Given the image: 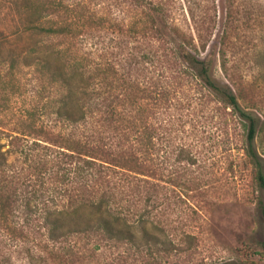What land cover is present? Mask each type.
I'll list each match as a JSON object with an SVG mask.
<instances>
[{
    "label": "trees",
    "instance_id": "16d2710c",
    "mask_svg": "<svg viewBox=\"0 0 264 264\" xmlns=\"http://www.w3.org/2000/svg\"><path fill=\"white\" fill-rule=\"evenodd\" d=\"M128 2L142 10L140 17H106L64 0L14 3L19 22L14 36L23 43L8 48L0 42V91L16 88V68L24 63L34 66L43 90L54 92L48 103L18 120L20 129L0 126V237L15 241L30 264H76L104 254H111L106 264H129L133 258L163 264L165 255L192 250L193 234L177 239L170 233L164 221L168 207L155 214L164 204L158 193L165 139L159 115L172 106L185 80L198 82L246 122V154L264 189L253 145L259 121L229 85L214 78L215 58L163 21L160 5ZM124 4L119 0L115 6ZM150 11L162 22L144 21ZM57 15L62 17L52 20ZM101 28L109 33L100 35ZM148 33L159 43L157 50L140 55L126 50L124 38ZM168 56L178 62L172 63L173 73L171 61H163ZM219 56L227 63L225 51ZM3 63H11L5 72ZM45 114L51 124L43 122ZM179 149L177 160L194 164L189 148Z\"/></svg>",
    "mask_w": 264,
    "mask_h": 264
},
{
    "label": "rangeland",
    "instance_id": "374dc122",
    "mask_svg": "<svg viewBox=\"0 0 264 264\" xmlns=\"http://www.w3.org/2000/svg\"><path fill=\"white\" fill-rule=\"evenodd\" d=\"M21 1L10 0L9 9L1 7L5 0H0V42L8 48L23 43V39L14 36L19 22L13 8L15 2L20 4ZM64 1L85 4L106 17L129 19L135 13L139 17L142 14V10L135 11L128 0H122L125 2L122 7L115 6L119 0ZM148 1L160 5L163 21L193 37L199 49L205 47L204 55L212 54L217 62L214 78L229 85L242 106L258 119L253 145L264 169V0ZM146 14L149 16H145L144 21L150 22L152 18L158 23L161 21V16L158 18L153 11L143 15ZM61 17L52 16V20ZM97 32L102 36L109 33L103 28ZM151 36L148 33L124 38V47L138 55L141 51H155L160 45ZM54 42L60 43L58 39ZM221 51H225L227 63L219 62ZM166 58L163 61H171L169 71L173 73L176 68L172 63L178 62L170 56ZM9 64L3 63L4 72ZM33 67L18 63L16 88L8 93L0 91V126L7 130L20 129L18 120L23 115L41 108L54 96L52 88L46 86L43 90ZM181 84L175 98L171 99L172 106L162 109L159 115L160 134L165 139L161 153L163 180L158 183V193L164 204L155 214L168 207L164 221L170 223V233L179 239L188 232L195 240L188 254L165 255L162 263L249 261L264 264V189L259 186L246 154L248 125L195 80ZM51 119L48 114L43 116L45 124H51ZM173 122L175 125L171 126ZM182 145L189 148L194 164L177 160ZM109 255L82 259L83 262L76 264H106ZM140 262H134V258L130 261L132 264ZM0 264H30V261L15 241L0 237Z\"/></svg>",
    "mask_w": 264,
    "mask_h": 264
}]
</instances>
